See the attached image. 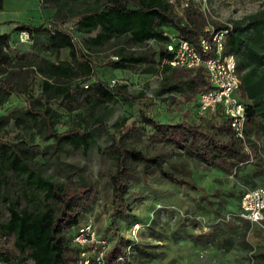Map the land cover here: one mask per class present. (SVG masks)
Returning <instances> with one entry per match:
<instances>
[{"label": "trees", "instance_id": "1", "mask_svg": "<svg viewBox=\"0 0 264 264\" xmlns=\"http://www.w3.org/2000/svg\"><path fill=\"white\" fill-rule=\"evenodd\" d=\"M46 1L57 6L59 19L44 20L39 24L17 22L12 31L0 33V103L12 93L24 98L27 115L38 122L43 139L53 140L57 157L68 146L83 147L89 152L96 143L95 128L100 127L110 133L113 142L104 152L113 155L116 161L112 174L114 203L117 213L129 215L132 207L128 194L136 166H142V172L147 176L160 172L174 182L185 181L167 169L165 154L148 156L131 146L128 141L131 133L124 131L123 122L114 125L120 133H115L101 117L93 119L88 126L78 125L59 131L61 106L74 110L84 102L93 103L97 98L103 101H139L141 95L130 92L126 84L114 88L111 82L100 78L94 80L98 74L97 65L75 34L64 27L62 0ZM183 1L94 0L77 11L72 9V13L78 17L76 23L80 30L87 33L99 31L91 37L89 46L127 34L137 43L151 39L167 41L171 36L165 27H173L177 35L202 50L201 40L209 35V21L198 0H189L186 5ZM180 4L184 7L182 13L178 10ZM4 5L5 0H0V9ZM215 25L217 28L227 26L218 21ZM14 30H27L38 51L13 53L11 40ZM227 45L228 50L238 56L242 77L240 91L248 98L245 99L248 132L259 139L264 135V10L234 23L228 33ZM65 48H70L71 58L62 57ZM170 55L166 44L149 52H138L124 46L118 50L119 57L111 59L109 64L116 68L154 73ZM172 69L173 81L163 85L166 91L180 89L187 94L185 90H195L198 103L199 93L212 86L205 66ZM37 77L40 80L36 92ZM193 97L187 95L188 100ZM143 112V121L153 128L156 140L182 150L209 167L237 174L242 167L256 164V161L251 162L250 154L234 138L231 119L226 115L211 114L199 123L188 120L171 123L152 117L145 109ZM5 125V119H1L0 129ZM39 153L40 150L27 141H0V195L7 202V213L0 210V263L81 264L83 249L74 242V234L83 225L82 210L95 196L96 190L92 186L79 189L43 175L31 162V158ZM257 154L259 157L260 152ZM12 177L22 182L24 197L32 196V199L28 198L32 202L25 203L21 196L7 195ZM131 245L136 250L138 242L121 236L108 254L106 264H131L134 255V251L130 253L128 250Z\"/></svg>", "mask_w": 264, "mask_h": 264}, {"label": "rangeland", "instance_id": "2", "mask_svg": "<svg viewBox=\"0 0 264 264\" xmlns=\"http://www.w3.org/2000/svg\"><path fill=\"white\" fill-rule=\"evenodd\" d=\"M93 1L62 0L63 19L66 20L64 27L75 34L94 59L98 69L94 80L100 78L112 82L116 79L114 88L126 84L130 92L141 95V99L103 101L97 98L94 105L84 102L74 110L61 106L62 118L57 128L66 131L78 125L85 127L93 119L101 117L115 133H120L114 125L123 122L124 131L131 133L128 138L131 146L148 156L165 154L167 169L185 182H174L160 172L147 176L142 172V166L138 165L128 194L131 213H117L112 184L116 161L113 155L104 152L113 142L112 135L103 128H95L96 143L89 152L83 147L68 146L57 157L53 140L42 138L40 125L27 115L26 101L16 93L0 103V120L6 121L0 129V141H27L40 150L31 162L43 175L79 189L94 187L95 196L82 210V224H92L96 235L106 239L109 253L121 236L135 238L138 245L133 250L131 264H264V224L249 225V222L234 215L240 210L246 189L264 186V135L257 140L251 139L260 151L256 164L242 167L237 174L209 167L182 150L156 140L153 128L143 121V109L162 122L188 120L199 123L196 107L198 93L192 89L185 90L187 94L180 89L164 90L163 85L173 81L174 70L169 65L161 63L154 73L110 65L109 61L117 58L120 47L149 52L159 50L167 41L151 39L137 43L127 34L89 46L91 37L99 31L87 33L80 30L76 23L78 17L74 16L72 9L77 11ZM198 1L212 24H217V21L236 23L264 10V0ZM183 5L178 6L181 13ZM56 11L57 6L51 1L5 0L2 12L7 20L1 23V32L12 31L17 22L39 24L44 20L59 19ZM165 30L170 36L177 34L173 27H165ZM11 42L13 53L38 51L31 36L29 41L22 40L21 30L12 32ZM39 53L43 54L40 50ZM62 57L71 58L70 48L63 50ZM39 80L37 77L35 81L36 92ZM188 94L194 97L188 100ZM240 95L248 99L242 91ZM6 193L13 197L21 196L25 203L33 201H28L32 196L24 197L22 182L16 177H12ZM6 207L7 202L0 195V210L4 214L7 213ZM229 214L233 216L226 221L224 217Z\"/></svg>", "mask_w": 264, "mask_h": 264}, {"label": "built area", "instance_id": "3", "mask_svg": "<svg viewBox=\"0 0 264 264\" xmlns=\"http://www.w3.org/2000/svg\"><path fill=\"white\" fill-rule=\"evenodd\" d=\"M184 3L189 4V0H184ZM233 25L234 23L228 22L226 27L217 28L215 24L209 23L207 27L209 35L201 40L203 51L190 40L177 34L172 35L166 42L171 55L165 58L162 64L190 69H198L201 66L207 68L212 86L199 93L196 106L198 120L201 121L215 113L229 117L234 138L250 154L251 162H255L258 158L257 152L260 151H257L255 143L251 142V139L257 140L256 137L248 132V105L240 95L242 77L238 56L235 52L229 51L227 45L228 33ZM21 37L22 40L29 41L30 33L21 30ZM111 83L115 85L117 80L113 79ZM234 215L252 224L263 225L264 186L246 189L242 195L240 210ZM232 216L229 214L224 218L228 221ZM136 233L134 230L135 235ZM74 242L83 249L81 264H106L109 254L107 241L96 235L92 224L81 225L74 234ZM128 250L130 253L133 252L132 245Z\"/></svg>", "mask_w": 264, "mask_h": 264}, {"label": "crops", "instance_id": "4", "mask_svg": "<svg viewBox=\"0 0 264 264\" xmlns=\"http://www.w3.org/2000/svg\"><path fill=\"white\" fill-rule=\"evenodd\" d=\"M3 9H0V26H1V23L5 22L7 19L3 16V12H2ZM2 26L0 27V33H1V30H2Z\"/></svg>", "mask_w": 264, "mask_h": 264}]
</instances>
